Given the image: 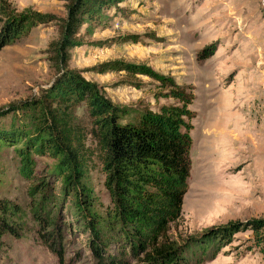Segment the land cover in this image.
Here are the masks:
<instances>
[{"label": "rangeland", "instance_id": "rangeland-1", "mask_svg": "<svg viewBox=\"0 0 264 264\" xmlns=\"http://www.w3.org/2000/svg\"><path fill=\"white\" fill-rule=\"evenodd\" d=\"M5 2L11 13H37L48 21L0 49V131L28 125L22 111L13 108L39 98L55 77L46 50L59 38L67 4ZM78 35L64 68L98 87L111 105L155 110L173 101L162 97L158 83L147 75L97 73L104 62L141 66L190 88L189 108L195 114L189 132L190 169L180 219L170 226L169 236L187 243L208 229L239 223L240 231L223 240L214 258L202 264H264L249 224L264 223V0H120L94 19L84 18ZM74 119L89 130L81 107ZM86 146L94 148L89 140ZM15 154L11 146H0V205L16 231L0 236V264H96L85 217L97 220L109 206L96 155L86 161L88 208L77 211L72 203L76 195L61 194L54 158L33 155L23 176ZM37 217L47 222L44 229ZM101 230L104 237L111 234L107 226ZM43 231L53 232L57 251L42 240ZM102 245L104 255L141 264V256L129 257L126 247L121 254L118 244Z\"/></svg>", "mask_w": 264, "mask_h": 264}, {"label": "trees", "instance_id": "trees-1", "mask_svg": "<svg viewBox=\"0 0 264 264\" xmlns=\"http://www.w3.org/2000/svg\"><path fill=\"white\" fill-rule=\"evenodd\" d=\"M119 2L67 0L65 18L58 27L59 38L50 42L46 50L57 73L39 98L13 108L22 111L28 125L0 131V146L14 148L23 176L32 167L33 155L54 158L56 165L52 168L54 177H61V194L76 195L72 203L77 211L88 208L86 161L88 155H96L109 199V206L97 220L85 217L92 232L88 247L96 264H126L122 256L104 255L103 242L118 244L121 254L126 247L131 258L140 255L141 264H202L214 258L222 241L240 231V225L229 223L208 229L187 243H179L168 234L170 226L180 219L189 176V132L195 116L189 108L193 100L190 88L141 66L131 69L115 61L101 63L95 69L100 74L123 70L147 75L158 83L163 91L160 95L173 101L155 110L119 107L111 105L94 84L74 70L64 68L69 51L78 46L83 19H94L102 8ZM47 19L48 16L37 13H11L5 0H0V49L25 37ZM79 107L90 123L89 130L74 119ZM87 140L93 143V150L86 146ZM38 187L42 188L43 183ZM0 207L3 213L0 236L15 235V229L4 218L5 206ZM37 221L43 229L46 227L43 218L37 217ZM249 224L254 246L264 261V223L250 221ZM102 226H107L111 234L104 237ZM53 235V232H41L42 240L57 251L59 247Z\"/></svg>", "mask_w": 264, "mask_h": 264}]
</instances>
